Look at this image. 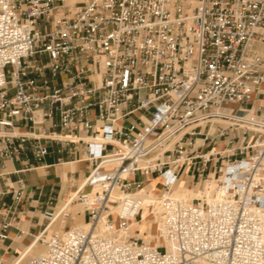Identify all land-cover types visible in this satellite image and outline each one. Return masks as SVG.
<instances>
[{
    "label": "built area",
    "instance_id": "1",
    "mask_svg": "<svg viewBox=\"0 0 264 264\" xmlns=\"http://www.w3.org/2000/svg\"><path fill=\"white\" fill-rule=\"evenodd\" d=\"M51 147L88 165L67 204L89 227L9 264H264V0H0L6 212ZM158 177L156 236H126Z\"/></svg>",
    "mask_w": 264,
    "mask_h": 264
},
{
    "label": "crops",
    "instance_id": "2",
    "mask_svg": "<svg viewBox=\"0 0 264 264\" xmlns=\"http://www.w3.org/2000/svg\"><path fill=\"white\" fill-rule=\"evenodd\" d=\"M50 151L43 164L37 165L34 169L22 174L24 180L23 195L13 210L8 212H6L5 205L12 204V198L10 193L4 191L3 183L5 178L15 183L17 175L12 173L0 178V220L2 214L6 212L7 218L11 221V226L8 228V238L0 242V264H9L17 255L23 253L22 258L24 260L28 257L27 255L31 256L41 250V248L36 249L34 247L38 243L37 241L32 243L34 237H38L43 231L50 230L51 226L58 220L59 212L69 206L67 203L70 199L69 196L74 192V186L88 171L87 164L73 161L72 156L68 153H56L53 147L50 148ZM6 166L9 168L8 170H12L18 166V163L10 161L6 163ZM161 180V177L154 178L145 188L154 189L156 183ZM175 192L187 198L195 196L194 190L183 186H176ZM157 196L160 194L157 193ZM58 203L59 206L49 224L44 213L53 207L56 208ZM81 214L82 212L76 214V217L80 225L84 226L88 221H84L80 216ZM76 223L75 220L72 227L76 226ZM19 230H23L24 234L21 238H16ZM141 230L139 228L140 232ZM32 249L34 250L28 254Z\"/></svg>",
    "mask_w": 264,
    "mask_h": 264
},
{
    "label": "bare ground",
    "instance_id": "3",
    "mask_svg": "<svg viewBox=\"0 0 264 264\" xmlns=\"http://www.w3.org/2000/svg\"><path fill=\"white\" fill-rule=\"evenodd\" d=\"M86 140H89V139H86ZM72 163H75V162H72ZM156 188L157 187L155 186L154 189H147L144 186L143 189H141V190H139L137 192V194H139V196H140V198L142 200V202H141V206L143 208L142 220L141 221L133 220V222H131V224L128 226V228L126 230V236L132 235L131 234V230H133L135 228L138 229V230H139V228L144 230L142 232V234H143V237L145 238V241H147V242L149 241V237L148 236L153 237V238L156 236V226L152 224V221H153L152 219L153 218L151 217V214L147 211V206L150 205V204L155 205L156 201L160 197V196H157V192L158 191H157ZM194 192H195V196L194 197H198L201 194L200 192L195 191V190H194ZM174 195L176 197H179V198L191 199V198H187L185 196L179 195L177 192H175V190H174ZM74 227H78V226H74ZM82 227H84V229H87L89 227V223L87 222V224H85ZM152 227H155L154 231H152ZM36 241L37 240H35V242ZM23 254H20L18 257L14 258L12 263L13 262L22 261L23 260V258H22Z\"/></svg>",
    "mask_w": 264,
    "mask_h": 264
},
{
    "label": "rangeland",
    "instance_id": "4",
    "mask_svg": "<svg viewBox=\"0 0 264 264\" xmlns=\"http://www.w3.org/2000/svg\"><path fill=\"white\" fill-rule=\"evenodd\" d=\"M243 106H247L248 105V103H243L242 104ZM157 191H159V189H160V184L157 186ZM188 198H190V197H188ZM58 206H59V203H58V205L56 206V208H55V211H56V209L58 208ZM78 209H80V207H79V205L78 204H76V205H74L73 203H70V205L69 206H67L66 208H65V211H70L71 212V214H72V216L71 215H69V216H67L66 217V219H64L63 218V216L62 215H60L59 216V218H58V220L51 226V228H50V230H48V231H45L44 232V235H49L50 233H52V232H61L62 230H64V229H67L68 227H70V226H72V225H74L75 224V220H76V226H78V227H80V228H84V227H82L81 225H80V223H79V221L77 220V217H76V211L78 210ZM75 213V214H74ZM81 217H82V219L84 220V221H88V218H87V216L84 214V213H82L81 215H80ZM75 217V218H74ZM62 220H64V222H61ZM62 226V227H61ZM154 228L155 227H152V231H154ZM134 230V229H133ZM143 232V230H141V233ZM133 233V231L131 232V234ZM145 239V238H144ZM36 249H40V248H42V246H41V244L40 243H37V244H35V246H34ZM34 249H32V250H30L29 252H28V254L30 253V252H32ZM27 256H29V255H27ZM24 261V260H23Z\"/></svg>",
    "mask_w": 264,
    "mask_h": 264
}]
</instances>
